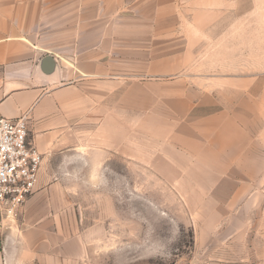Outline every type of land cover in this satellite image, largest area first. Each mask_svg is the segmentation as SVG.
Instances as JSON below:
<instances>
[{
    "label": "rangeland",
    "instance_id": "obj_1",
    "mask_svg": "<svg viewBox=\"0 0 264 264\" xmlns=\"http://www.w3.org/2000/svg\"><path fill=\"white\" fill-rule=\"evenodd\" d=\"M220 2L186 14L196 31L159 34L180 42L175 76L191 114L179 123L193 124V139L167 136L164 119L175 116L158 96L165 88L134 79L130 112L123 87L117 96L118 141L132 123L131 149L102 154L99 163L89 153L87 160L72 153L68 163L54 158L41 198L13 215L0 209V264H264V172L256 182L226 166V150L214 152L226 131L215 125L230 116L244 127V156H264V0ZM236 131L232 138H241ZM144 143L150 150L142 153ZM180 143L198 160L190 176H176L164 161L179 157L169 149ZM211 164L216 175L205 176Z\"/></svg>",
    "mask_w": 264,
    "mask_h": 264
},
{
    "label": "crops",
    "instance_id": "obj_2",
    "mask_svg": "<svg viewBox=\"0 0 264 264\" xmlns=\"http://www.w3.org/2000/svg\"><path fill=\"white\" fill-rule=\"evenodd\" d=\"M212 2L0 0V116L16 118L25 114L29 138L43 156L38 191L29 199L27 208L46 190L52 160L58 155L68 163L74 160L72 153L84 160L92 154V160L99 163L102 154L115 153L120 147L131 149L132 123L121 128L124 140L118 141L117 96L118 90L122 94L123 87V96L129 100L123 111L130 112L134 79L143 82L141 85L146 82L165 88L158 96H162L166 108L175 116L172 120L163 118L170 128L167 136L193 139V124L179 123L191 114L190 100L186 98L188 90L182 85L181 76H175L181 71L180 42L166 41L159 34L174 36L196 31V23L190 25L186 14L196 13L199 8L211 9ZM166 47L170 49L167 52ZM123 51L125 55L118 53ZM46 54H51L58 66L50 75L38 68L40 58ZM127 69H135L138 77L133 78ZM160 73L172 77L156 81L147 78ZM128 81L132 82L122 86ZM215 127L226 131L216 141L214 152L226 150L227 167L231 162L230 166L256 175V182L259 181L264 172V156L256 155L254 160L244 156L243 125L226 116ZM232 130L238 134L240 131L242 137L232 138L235 135L229 133ZM190 143L169 149L179 152L178 158H164L175 167L176 176H190L198 168L194 149L191 145L184 146ZM234 148L242 153L241 157H231ZM149 150L144 143L142 153ZM210 150L213 152V148ZM251 152L254 153L253 147ZM126 157L133 156L126 153ZM141 158L146 160L143 154ZM156 168L159 170V165ZM212 168L211 164L204 175H216L213 172L216 169Z\"/></svg>",
    "mask_w": 264,
    "mask_h": 264
},
{
    "label": "built area",
    "instance_id": "obj_3",
    "mask_svg": "<svg viewBox=\"0 0 264 264\" xmlns=\"http://www.w3.org/2000/svg\"><path fill=\"white\" fill-rule=\"evenodd\" d=\"M43 156L29 138L27 116H0V209L13 215L36 192Z\"/></svg>",
    "mask_w": 264,
    "mask_h": 264
},
{
    "label": "water",
    "instance_id": "obj_4",
    "mask_svg": "<svg viewBox=\"0 0 264 264\" xmlns=\"http://www.w3.org/2000/svg\"><path fill=\"white\" fill-rule=\"evenodd\" d=\"M57 67L56 60L51 54L42 56L38 62V68L40 72L45 75L53 74L57 71Z\"/></svg>",
    "mask_w": 264,
    "mask_h": 264
}]
</instances>
